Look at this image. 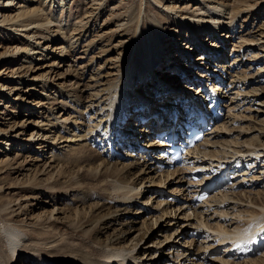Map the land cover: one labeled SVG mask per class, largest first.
Returning <instances> with one entry per match:
<instances>
[{
    "label": "rangeland",
    "instance_id": "obj_1",
    "mask_svg": "<svg viewBox=\"0 0 264 264\" xmlns=\"http://www.w3.org/2000/svg\"><path fill=\"white\" fill-rule=\"evenodd\" d=\"M6 1L7 0H2L3 3L0 4V20L5 16L7 18L15 17L20 9L18 7L20 6V0H15L13 4L10 3L9 5H6ZM164 1L165 5L172 4L173 6L174 4L179 6L177 10H179L183 17L186 14L188 16L190 14L193 16L198 15V12L193 11V8L195 6L199 7L200 5H203L202 2L208 3V7H212L215 3H224L225 6L233 9L235 13L242 11L239 14L240 17L238 16V27L235 30L234 35L231 38L225 39L228 43L223 46L224 50L222 49L223 51L220 53V58L214 57L217 60H213L211 52L216 51L217 46H214V44L216 42L219 43L224 36L217 38L219 34L217 35L216 31H213V33L211 32L213 37L209 40L206 38L205 42H202L201 39H204L206 34H199L198 36L201 37L196 38V41L199 40L201 45L203 43L205 44L203 48L197 50L194 47L195 44L191 47L190 44L189 46L184 45V43L188 42L186 38L189 39L191 35L188 27H178L177 24H174V21H178V19L173 16H171V18L164 16V18L162 17L161 19L163 28L168 31L175 29L174 34L167 33L164 36L163 47L166 51H164L165 54L161 59L165 60V62H161V65H171L174 68L176 62L177 65H175V67L180 68L179 66L181 65L187 67L185 69L188 70V65H191V63L193 65L194 63V66L191 65L192 69L187 71V75L190 76L192 74L195 77L197 76L195 73L196 71H204L207 75H205L201 81L202 85L199 86V89H197L198 91H194L195 85L190 87V89L194 88L193 91L196 95L200 93L201 89H204V91H211V85L217 83L218 72L221 67L223 68L224 66V70H226L223 73L222 71L219 73L223 74L222 82L224 85L226 81V89H224L225 93L221 96L224 98V116L223 119L215 125V127H221L219 130L220 135L216 137H214L213 134L209 135L207 145H205L206 147L201 146L199 154L193 155V161L200 158V156L203 157V154L206 152L207 154H216L220 157L228 156L229 158H232L230 162L237 160L234 162L236 164L239 162L240 168L236 169L238 170V173L231 183H227L223 188L213 191L207 199L198 201L195 208L188 209L187 207L190 204V193L193 194V191L197 188L195 186L199 184L195 183L199 182V180H194V182H192L197 174L191 178L190 174L192 172H190V168L187 165L186 167L189 168V172L179 168L178 170L182 171V173L184 171V174L177 173L174 175L175 178L174 176L167 178V169L159 172L157 169H154L156 167L147 165L145 172L149 171L148 169H151L152 171L149 173L154 176L153 180H156L155 182L159 181L161 176L165 175V187L156 188L170 194L169 196L175 197L174 199H170L167 198L168 196L165 197V195H163L161 200H168L172 203H177L179 206L184 205L186 213L183 214L184 211H182V208L179 212L173 211L171 214H165L160 218L162 210L157 211V209H155V207L158 206L157 203L160 198H157V194H153L152 191L156 190H153V187L148 185L151 183L149 182L150 180L146 179L143 182L145 185H138L140 188L136 191H143V193L133 199L131 206L126 207L125 205L120 209L114 205L115 202L110 203L114 211L116 209L118 210L113 214L115 222L110 224V226L103 228L99 236L106 239L108 236L116 234V232L129 230L130 232L127 233L128 235L126 236L127 241L125 243H119L118 246H124L125 249H130L128 250L129 254L134 253L144 256L143 258L138 259L139 262H143V264H152L153 261L157 264H227L225 263L226 260L228 264H264V251L253 257L252 260H250L251 258L249 259V257L246 259L243 254L239 252L237 253L238 250H235L236 247L230 248L231 251L227 250L226 247L232 243V239L218 245L220 234L217 235V232L215 231V229L221 228L232 231L237 224H241V227H244L246 222H249L254 218L250 217L252 210H256L257 212L263 211L260 203L264 202V153L260 155H252L251 153L244 154L238 153L237 151L244 148L253 149L258 143H264V0ZM34 2V6H38L39 8V14L42 15V19H40V21L34 20L27 29L30 32H35L33 42H41L40 44L45 48L48 45L47 41H50L51 32L56 35L63 32L59 22L48 24V21L51 20V16H53L58 4L52 2V0H33L29 4L26 2L25 7L21 9H30L34 7ZM69 2V7L67 6L64 9L58 19L60 18L62 20L68 16L70 23L77 22L79 17L85 18L84 21H86V18L89 17L88 12L97 9L95 14H97L98 18L95 20L96 24L92 29L94 31L92 38H94L95 34L98 32V35L104 37L102 38L99 36L96 38V49H98V51L102 48V45H109L110 47L116 46V43L119 42L118 40L123 37L120 36V34L116 35V21L113 16L125 19L127 14L126 11L129 8V5H131V2H133L139 9L140 23L142 20H145V23L147 22V24L150 25L151 18L156 15V12L150 11L149 7L155 5L151 0H69ZM196 2L198 3L197 5ZM194 3L195 6H193ZM262 6L263 8H261ZM113 13L114 15H112ZM232 15L233 14L230 13L225 15V17L227 16V22H229V19L231 18L230 16ZM38 23H43L45 25L39 26ZM5 25L10 27L12 26V22L7 21ZM17 27L18 28L15 29V32L14 30H5L0 34V187H2V190L0 191L3 192V199L0 201V204H2V206L0 205V218L3 221L0 220V222H4L5 220L10 222L15 214L18 212V214L21 213L19 217H15V220H18L17 223H19V225L22 224V226H26L25 229L27 230L28 235L24 237L26 239L24 242H27L28 244L38 243L42 249H49L51 248V243H49L50 240H56L55 238L57 236V238L62 239L66 236L65 233L68 232V228L72 227L73 222L71 221L74 218L75 209L77 207L78 210H88V207L93 205L96 201L98 202L101 198V196H99V187L102 185H96L93 189H90L91 191H89V193H97L98 195L95 194L94 196H89L90 198H88L86 202H83V204V199L81 198L83 195H80L81 197L79 195L76 196L70 189L66 194L64 192L61 196L57 194L58 192L61 193L64 191L59 190L60 188L66 187V190H68L67 186L69 184L71 185L77 181L82 182V177L84 176L81 175L84 173L94 174L93 171H89V169L92 168L89 159H92L95 151L90 138L88 140L83 139L82 137H77L80 132H83L84 128H80L81 130L78 129L79 131L73 130L74 121L77 122V125H81V121L83 120V117H80L82 111L79 113L75 107L66 104V101L63 100L61 96H58L54 101L52 94L57 92V87H63V89H73L75 87L86 88L83 85H79V83L84 82L87 83L85 85H91L92 81L88 72L83 76L84 80H80L82 79V70H85L84 68L87 62H85V58L78 59L77 55L79 54H74L75 56L73 57L71 56L72 53L70 55L65 54L62 61H60L59 57L58 59L56 58V52H50L46 58H43L42 55H39V52H35L37 50L35 49L34 54L28 56L26 50L29 49L27 47L29 43L27 42V36L24 35V33L29 32L22 31L21 26ZM12 29H14V26H12ZM66 30L68 34H71L73 31L69 27H67ZM180 34H182V36H180ZM176 38H178V42L180 39H183V41H180L177 44V41L174 40ZM122 39L126 41L127 37ZM213 42L215 43L213 44ZM221 43L223 44V42ZM54 44L56 43H50L49 46L53 48L55 47ZM207 46H210V48L206 51L207 48H204ZM112 47L107 54H111L110 56H116L117 50ZM177 47L180 48L179 50H185L183 51L184 54L182 56L184 57H182L183 59L181 63L178 62V59H175L176 56L179 55ZM186 49H188L189 53L186 52ZM209 50L212 51L209 52ZM215 53V55H217V51ZM185 54L189 55L187 56ZM201 55L203 56V60L199 59V56ZM33 56H36V61H33ZM95 65L96 68L103 66L100 59H96ZM129 67L130 66H127L124 71ZM4 68H7L8 70L4 71ZM156 68L157 67L154 66V69ZM169 68V70L172 69L171 67ZM194 69H196L195 72H193ZM107 70L111 71L112 69ZM158 70L160 76L165 79V83L174 81L176 84V81L180 80L177 79L178 75H170L169 73L171 71L166 68H158ZM180 76L183 75L181 74ZM19 77L20 81L17 80ZM33 77L34 79H32ZM245 79H247V82H245ZM7 80L8 82L5 83ZM203 82H206L205 87ZM43 83H47V89L43 88ZM153 84L152 81L149 85L154 86ZM206 86H210L211 89ZM223 87L224 86L222 85V88ZM182 88L183 86L179 89L181 90ZM222 88L221 86L217 87L221 94L223 93V90H221ZM10 91H12L11 95H9ZM189 93H191V91ZM64 104L65 108L63 109ZM27 107H31L29 111L27 110L28 112L26 111ZM49 108H51L55 114H58V119H54V115H50L51 112L48 110ZM30 111H32V114H30ZM66 117L69 120H65ZM128 122L129 121L124 123L125 126L122 128L123 131L130 126L127 125ZM51 123H55L53 124L54 126ZM130 129L132 130V127ZM37 131H39L37 137L38 135H43L44 132H46L45 135L48 134V138L50 137L51 139L54 137L53 140L51 139L56 145L53 150H45L40 147L42 146L41 141H44L45 137L40 136L39 138H33V132L35 135ZM14 134H18L20 137H26L25 140H22L23 144L28 143L29 138L32 137L33 139L30 138V142L35 143V145L31 148L29 144L25 146L21 145V147H19L17 145L18 140H16L17 142H13L8 146L7 141ZM125 134L129 136L128 131H125ZM153 138L158 139L156 136L149 135L146 142L143 141L144 143H142V141H140L143 145H138L140 146V150H137V152H140V154L144 152L145 150L143 147L151 148L152 151L155 146H148L151 144L150 140ZM124 142H126V145L120 146L121 143L112 141L110 147L113 150V154L122 158L120 160L130 161L131 158L124 153L129 145L127 139L126 141L124 140ZM146 144H148V146H146ZM95 147H98L97 150L100 151L98 143L95 144ZM257 147L259 148H257L258 150L263 149L260 145ZM132 151L134 150L132 149ZM232 153L235 154L232 155ZM81 154L84 155V157L86 156L85 160L80 164L75 165L76 159L74 160L73 158L79 155L82 156ZM138 155L139 154H136L135 157L140 158L141 156ZM231 155L233 157H231ZM242 157L243 159L241 160ZM209 158L211 157H207V162L210 165H218L216 164L217 162H211V160L217 161L218 159ZM256 158L259 159L257 160ZM226 161L227 160H223L221 163ZM234 162L232 167H235L236 165ZM244 162H248L249 164H243ZM68 168L69 170H72L71 174H65V170ZM100 169L101 167L98 169V174ZM136 171L137 170L134 169L132 173H135V175L138 174L141 177L147 176V174L145 175ZM231 172L232 171H230L229 175H231ZM210 173H212V171H210ZM199 175L202 176V174ZM181 176L184 177L182 178ZM36 181H38V184L33 186L34 189L31 191L30 189H27ZM52 181L55 182L54 184L56 185L55 189L50 190V188L46 187L47 184L50 185V182L52 183ZM226 181L224 183H226ZM190 184L193 185V187H191ZM179 189L183 190L180 191ZM51 191H54L53 195H50ZM57 195L60 197L58 198ZM149 195L152 196L149 198L147 205L138 208L137 206L139 205L134 204L139 202V199L145 201ZM10 196L11 199L16 198L20 199V201L22 200V206L19 211L17 209L16 212L12 213L13 216L7 214L10 212V209L2 208L4 206L6 207V205H3L4 199L8 200L10 199ZM223 198L225 199L224 202H220ZM77 200L80 201L77 202ZM85 206L88 207L86 208ZM3 217L4 219H2ZM123 219L124 222L122 221ZM155 219H158L157 223ZM153 221L155 222L154 224ZM201 221H203V223ZM260 228L261 231L264 230L263 227ZM45 229H53L51 235H46V237L51 238L39 241L37 239L39 238L38 234ZM259 231H255L257 232V236L258 234L260 235ZM23 232L26 234L25 231ZM199 232L202 234H192ZM203 232H207L213 235V237L211 239H206V235ZM168 234H171L172 238L166 240V235ZM216 236L218 239L215 238ZM160 241H163V244H161ZM234 251L236 252V255L244 257L245 260H235V257H231L230 252ZM190 252L194 255H190ZM206 253H211V256L208 257L207 261L206 259H203ZM25 254L26 253L23 252V255L17 258L18 256L16 253V262L13 264H48L45 261L44 263L38 260V257H32L31 260L29 257L28 259H25ZM44 258L49 259L47 255L44 256Z\"/></svg>",
    "mask_w": 264,
    "mask_h": 264
},
{
    "label": "bare ground",
    "instance_id": "obj_2",
    "mask_svg": "<svg viewBox=\"0 0 264 264\" xmlns=\"http://www.w3.org/2000/svg\"><path fill=\"white\" fill-rule=\"evenodd\" d=\"M14 1L15 0H7L6 5H9L10 3L13 4ZM32 1L33 0H20L19 1L20 6H18L20 9L16 13L15 17L7 18L5 16L3 17V19L0 20V34L3 33L2 31H5V30H14L15 32V29L18 28L17 26H21L22 31L29 32V33L23 32L24 35L27 36V42L29 43L27 46L29 49L26 50L28 56H31V54H34L35 49H37L35 52H39V55H42L43 58H46L48 53L50 52H53V53L56 52V55H57L56 58L58 59L59 57L60 61H62V58L65 54L70 55L71 53H72L71 54L72 57L75 56L76 54H79L77 55L78 59L79 58L86 59L85 62L87 63L84 68L85 70H82V73H81L82 79L80 80L83 81L84 80L83 76L86 75L88 72L90 75L91 81H92L91 85L90 84L85 85L87 83L82 82V83H79V85H83L86 88L75 87L73 89L72 88L63 89V87L61 88L57 87L56 89L57 92L56 93L54 92L52 95H53L54 101L55 99H57L58 96H61L63 100L66 101V102L64 101L66 104H69L75 107L76 110L79 111V113L80 111H82L81 116H80V117H83V120L81 121V125H77V122L73 120L74 121L73 130L77 131L78 129L81 130L80 128L82 129L84 128L83 132H80L77 135V137H80V138L82 137L83 139H88V140L90 138L91 142L94 145L95 153L92 159H89L91 167H92L91 169H89V171L90 170L93 171L94 174L84 173L83 175H81V176H84L82 177L83 178L82 182L77 181L75 183H72L71 185L67 184L68 190H66V187L60 188L59 190H64V191H62L61 193L58 192L57 194L61 196L64 194V192L66 194V192L69 191L70 189L71 191L75 193L76 196L83 195V197L80 196L83 199L82 200V204H83V202H86V200L90 198L89 196H94L95 194H97V193H89V191H91L90 189H93V187L96 185H99V186L102 185L100 187L98 186L99 193H100L99 196H101V198L98 200V202L96 201L97 203L95 202L93 205L90 204L91 205V206L89 205L90 207L85 206L86 208L87 207L89 208L88 210H83V211L82 209L78 210V207H77L75 209L74 218L71 221L73 222L72 227L68 228L67 230L68 232L65 233L66 236H64L62 239L57 238L58 237L57 236L56 238L54 237L56 240L54 239L53 241L50 240L49 243H51V246H50L51 248L49 249H42L38 243L28 244L27 242H24L26 241L24 237L28 235L27 230L25 229L26 226H22V224L19 225V223H17L18 220H15V217H19L21 213L18 214L19 213L18 212L17 214H15L14 218H12L10 222H8V220H5L4 222H0V264L15 263L16 262L15 254L17 253V256H18L17 258H19L21 255H23V252L26 253L24 255L25 259L26 258L28 259L29 257L31 260L32 257H38V260H40L41 262L45 261L48 264H127V263L128 264H143V262H139L138 259H141L144 256H140L139 254L137 255L134 253L129 254L128 250L130 249H125L124 246H118L119 243H123V242L125 243L127 241L126 236L128 235L127 233L130 232L129 230L128 231L125 230L122 232H116V234H113L112 236H108L106 239L105 238L103 239L102 237L99 236L103 228H106L110 226V224L115 222V218L113 214L118 210L116 209L114 211L110 203L115 202L114 205H116V207L120 209L124 207L125 205L126 207L131 206L133 199L139 196L141 193H143V191L136 192L140 188L138 187V185L141 184V186H143L144 184L143 182L146 179H148L150 180L149 182L151 183L148 185L152 186L153 190H156V191H152L153 194H157V198H160L157 203L158 206L155 207L157 211L162 210V214L160 215V218H162L165 214L166 215L171 214L173 211L179 212V210L182 208H183L182 211H184L183 214H185L186 211H185L184 205L179 206L177 205V203H172L171 201H168V200H163V201L161 200V198L163 197L162 195L163 191L159 190L156 187L163 188V186L165 185V180H166L164 179L165 175L161 176L159 181L155 182L156 180L155 181L153 180L154 176L149 173L152 170L148 169L149 171L145 172V168L147 165L156 167V165L159 164L160 166V163H159L160 160L162 158L167 159L164 155L161 156L162 149L164 147V143L166 142V140L164 138L161 140L153 138L152 140H150L151 144H149V146L148 144H146V146L148 147L155 146L152 151H151V148H146L145 151L142 152L141 154L140 152H137V150H140L139 148L140 146L135 145V143L137 142V140L135 139L138 138V140L142 141V143H144L143 141L146 142L148 139V136L150 135L149 132L151 130L147 127L146 123L145 124L140 123V128L136 127L137 125L135 123L136 118L145 115L144 105L145 107L147 106V109H151V110L154 109L153 106L155 105V103L156 104L165 103V105L173 104L177 107L181 105H184L185 107H190L193 102L192 98L195 95V92L192 94L189 93L190 91L191 92L193 91V89L191 90L190 87L192 85H195L196 89H198L199 86L202 85L201 81L203 80L205 75H207L205 74L204 71L195 72L196 69H194L193 72L196 73L197 78L192 74L188 76L187 71H190L192 69V66L195 65L194 63L193 65L191 63L192 66L188 65V70L185 69L187 67L181 66V65L179 66V64L178 66L180 68L175 67V65H177L176 62L174 64V68L171 65L170 66L161 65V62L163 61L165 62V60L161 59V57L165 54L164 51H166V49L163 47L164 36L167 33L174 34V30H175L174 29V30L168 31L167 29L163 28L161 19L162 17L164 18V16H167L169 18L173 16L178 19V21H174V24H177L178 27H182V26L188 27L191 32L190 33L191 35L189 39L186 38L188 40L187 42L188 44L184 43V45L189 46L190 44V47H191L192 45L195 44L194 47L197 50L200 48H203L205 44L203 43L201 45L199 43V40L196 41V38L201 37V36H198L199 34L201 35L206 34L204 39H201L202 42H205L206 38H208L209 40L211 37H213V35H211V32L213 33V31H216L217 35L219 34L217 38L218 37L221 38L222 36H224L221 41L219 40L220 41L219 43L213 42V44L215 43L214 46H217V49H216L217 55H215L216 51L209 50V52L210 51L213 52V53L211 52V56H213V60H214L215 58H220V53H222V51L224 50L223 46L226 43H228L226 42L225 39L231 38L234 35L235 30L238 27V18L240 17L239 14L242 11H240L239 13H235L233 9L229 8L228 6H225L224 3H221V4L215 3L212 7L211 6L208 7V3L202 2L203 5H200L199 7L195 6V3L193 4V6H195L193 8V11L198 12V15H195L196 17L191 14L189 16L186 14L183 17L181 13L179 12V10H177L179 6L174 5V4L173 6L172 4L165 5L164 0H151V2L155 4L154 5L155 7L151 6L149 8H150V11L156 12V15L151 18L150 25H148L147 22L145 23V20H142V22L140 23L139 9L136 7V5L133 2H131V5H129V8L126 11L127 14H126L125 19H120V17L116 18L115 16H113L114 20L116 21L115 23V29L117 30L116 35L120 34V36H123L122 38L127 37V39L125 41L121 38L120 40H118L119 42L116 43V46L114 47L111 46L114 49L116 48L117 55L110 56L111 54H107L109 52V49H111L109 45H107L108 46L107 47V46L100 44L102 45V48H100L99 51L98 49H96V41H97L96 38H98L99 36H101L102 38L104 37L102 35H98L99 34L98 32L95 34L94 38H92L94 35V31L92 29L94 28L96 24L95 20H97L98 18L97 14H95L97 9H94L93 11L88 12L89 17L86 18V21H84L85 18L79 17L78 21L75 23L72 22L73 23L72 24L69 22L70 20L68 19V16L62 20L60 18L58 19V17L61 16L64 9L67 6L69 7V3H70L69 0H54V1L52 0V2H55L58 5L56 7V10L53 13V16H51V20H49L50 22L48 21V24L53 23V22H59L61 26V30L63 32L59 35H56L51 32L50 41H47L48 45L45 48L43 47L42 44H40L41 42H36V41L33 42L35 38V32L34 33L30 32L27 28L28 26H30L31 23H33L34 20L40 21V19H42V15L39 14L38 6H34L35 2L33 3L34 7L32 8L21 9L25 7L26 2H28L27 4H29ZM90 1H93V0H90ZM2 3H3L2 0H0V4ZM197 4L198 3L196 2V5ZM261 8H263V6ZM228 13L233 14L232 16H230L231 18L229 19V22H227L228 20L226 21L227 16L225 17V15H227ZM112 15H114V13ZM7 21L12 22V26H14V29H12V26L8 27L7 25H5ZM38 25L44 26L45 24L38 23ZM67 27L73 30L71 34H68L66 30ZM178 31L181 32L180 30ZM180 36H182V34H180ZM174 40L177 41L178 38ZM180 41H183V39H180ZM179 42L177 41L176 43L178 44ZM221 42H223V44ZM50 43H56L54 44L55 47L53 48L50 47L49 46ZM54 48L56 49V51ZM209 48L210 46H207L204 49H206L207 51ZM177 49L179 50L180 48L177 47ZM188 49H186L187 53H189ZM183 51L185 50L183 49L179 50V55H177L175 58L176 60L178 59V62L180 63L183 59L182 57H184L182 56L184 54ZM185 55L188 56L189 54H185ZM201 56H199V59L203 60V56L202 57ZM32 58H33V61H36V56H33ZM96 59H100L102 61L103 66H99L98 68H96V65H95ZM127 66H130V67L127 70H125L127 71L125 72L124 69H126ZM154 66H156L157 68L154 69ZM169 67H171L172 69L169 70L170 69ZM158 68H166L167 70L171 71L169 73L170 75H174V76L178 75L177 79H180L181 81L180 80L176 81V84L174 81L165 83L164 82L165 79H163L160 76ZM107 69H110V70L112 69V70L108 71ZM224 69L225 67L223 66V68L221 67L220 71H222L223 73L224 71H226ZM7 70H8L7 68L6 69L4 68V71H7ZM220 71L218 72L217 83L215 85L214 84L211 85L212 90L204 91L206 92V95H207L206 97L211 99L210 101H208L210 102L211 106L213 105L214 101L216 103L219 102L218 99L216 98L217 95L220 96V95H224L225 93L224 91V89H226L225 80H224L225 85L224 83H222L224 87L222 88L221 86L222 88L221 90H223L222 94H220L219 91L215 89V87L219 86L220 82H222L223 74L222 73L219 74ZM181 74L183 76H180ZM32 79H34V77ZM17 80L20 81V77ZM152 81L154 83L153 84L154 86L149 85L150 82ZM7 82L8 80L5 81V83ZM197 82H199L200 84H197ZM245 82H247V79H245ZM205 83L203 82L204 87L206 85ZM182 86L184 89L182 88L183 90L182 89L180 90L179 88ZM43 88L47 89V83H43ZM11 93L12 91H10L9 95H11ZM186 95H187V99H190V100H188L186 104L185 102L183 104H179L181 100L180 98L178 99V97H182L181 99H186L185 97ZM202 96H203V93L202 95L198 94L196 97H194V99L198 97L200 99V97ZM171 100H173L172 103L170 102ZM176 100H178V103L175 102ZM196 101L200 102L201 100L197 99ZM204 102L205 101H202L203 104H205ZM208 102H206L205 106H207ZM221 103L219 104L220 106L219 110L220 108L222 109V107L224 106V105L221 106ZM63 106H64L63 107L64 109L65 104ZM208 108L209 106L206 107V109ZM30 109L31 107H27L26 111L27 110L29 111ZM48 110L51 112L50 115H54V119L59 118L58 114L57 113L55 114V112L52 111L51 108H49ZM30 112L29 113L32 114V111ZM220 112L222 111L220 110ZM65 120H69V119L66 117ZM127 121H129L127 125L131 124V126H129L128 129L125 130L128 132L130 131L129 136L126 135L125 131L122 130L123 126H125L124 123H126ZM217 121H219L218 117H216L215 115H211L210 120H209L211 124V129H210L211 131H209V134L210 135L213 134L214 137L220 135L219 130L221 129V127L220 128L218 126L215 127ZM131 127H132V130L130 129ZM145 129H147V132L145 131ZM164 129L166 128L159 130L158 133H160ZM143 131H145V133ZM38 133L39 131H37L36 134L34 135V132H33V138H39L40 136L45 137V140L41 141L42 146L40 147H42L45 150L46 149L53 150L56 145L55 143H53V141H51V139L53 140L54 137L51 139L50 137L48 138V134L45 135L46 132H44L43 135H38L37 137ZM151 135L153 134L151 133ZM153 136H156V135H153ZM30 138H29L28 143L23 144L22 140H25L26 137H20L18 134L17 135L14 134L7 141V144L8 146H10L11 143L17 142L16 140H18L17 145L19 147H21V145L25 146L29 144L31 148L35 145V143L30 142ZM126 139H128L127 143L129 144V146L126 151L124 150L125 151L124 153L125 155L131 158L130 161L120 160L122 158H120L116 154H113V150L110 147V144H112V141H117V143H121L124 140L126 141ZM130 140H132L133 142H131ZM97 143L100 146V151L97 150L98 147H95V144ZM142 145L143 144H141V146ZM205 145H207V140H205V142L198 144L196 148L194 149V151L191 152L190 154L191 155L199 154L201 146H205ZM258 145L262 146L264 149V143H261V144L258 143L253 149L244 148L237 152L244 153V154L251 153L252 155L253 154L254 155L263 154L264 153L263 149L258 150L259 149L257 147ZM134 146H137V147H134ZM132 149L134 151H132ZM235 153H232V155H234ZM136 154H139L138 156H141V157L140 158L135 157ZM203 155H204L203 157L199 155L200 158L194 161H192V159H189L188 162L184 163L185 166L188 165V167L190 168V172H192L190 174L191 178L194 177V175L196 174L197 175L202 174V180H200V183L197 186L198 187L197 190L195 189L193 194L190 193L191 194L190 199H189L190 204L187 207L188 209H192L196 207L197 203L196 202L194 203L192 198H195V196H197L202 191L201 187L205 184L207 178L216 176L219 173L220 175L218 176L220 177V180L217 181V187L215 189L218 190V189L223 188L224 179L226 178V176L229 175L232 164L234 162V161L230 162L232 158H229L228 156L220 157V156H217L216 154H211V155L209 153L207 154L206 152ZM232 155L231 157H233ZM85 157L84 155L82 156L79 155V156L74 157L73 159L74 160L76 159L75 160L76 164L75 163L74 164L75 165L80 164L83 160H85ZM207 157H211L209 159H212V158L218 159L217 161L211 160V162H217L216 164L218 165L209 166L210 164L207 162L208 161ZM223 160L224 161L227 160V161L221 163V161ZM99 167H101V169L98 174ZM134 169L137 170L136 172H139L145 175L147 174V176L141 177L138 174L135 175V173H132ZM154 169H157V168H154ZM178 169L179 167L175 168V170L173 169L172 171L166 170L168 172L166 174L167 178L170 176H174L177 173L184 174V171L182 173V171ZM211 170H212V173H210ZM71 171L72 170L71 169L69 170L68 168L65 170V174L67 173L71 174L72 173ZM159 171L162 172L163 169H160ZM54 183L55 182L53 181L52 183L50 182V185L47 184L46 188H50V190L55 189L56 184ZM35 184H38V181L32 183L30 187L27 189H30L31 191L32 189H34L33 186ZM0 190H2V187H0ZM179 190L182 191L183 189H179ZM53 192L51 191L50 195H53ZM2 195H3V192L0 191V201L3 199ZM58 195L57 197L59 198L60 196ZM164 195L165 197L166 196L169 197L170 194L164 193ZM151 196L152 195H149V197H147L145 201L139 199L138 200L139 202H136L134 204L139 205L137 206L138 208L139 207L142 208L143 206L147 205L148 200ZM80 200H77V202H79ZM224 200L225 199L223 198L220 200V202H224ZM260 204L262 205L263 211L261 212H257L256 210H252V212L250 211L252 213L250 217L251 218L254 217V218L251 221L246 222L244 224V227H241V224H237L234 227V230L232 231H229V229L228 230L222 229L221 227H220L221 229H215V231L217 232V235L220 234L219 239L217 238V236L215 237L218 239V245H221L223 244V242L232 239V243L228 245V247H226L227 250L231 251L230 248L232 247L235 248L236 244L240 243L241 248L235 249V250H238L237 253L239 252L243 254L244 257H249V259L251 258L250 260H252L254 257L253 253H255V250L258 249V251H260V244L263 240V235H264V230L262 231L260 230L261 229L260 227H263L264 229V202ZM0 205L2 206V204ZM3 205H6V207L4 206L2 208H7L8 210L10 209V212L8 213L5 212V213L12 215V213L17 211V209L19 211L20 207L22 206V200L20 201V199H16V198L11 199V196H10V199L8 200L4 199ZM2 219H4V217ZM122 221L124 222V219ZM157 221L158 219L156 220V223ZM201 222L203 223V221ZM154 223L155 222L153 221V224ZM53 229L52 230H48V229L42 230L38 234L39 235L38 237L40 239L39 238L37 239L39 241L50 239L51 237H46V235H51L53 232ZM256 230L258 231L260 230L259 231L260 235L258 234L257 236L256 234L251 238V240L254 239L253 243L251 244L242 243V242H246V239H247L246 236L249 237V234H254ZM23 231H25L26 234ZM203 233L206 235V239H211L213 237V235L207 232H203ZM198 234L200 235L202 233L199 232V233H196L195 235H198ZM166 236H167L166 240H169L172 238L171 234L170 235L168 234ZM160 242L161 244H163V241H160ZM203 248H207V247H203ZM246 249H249V250H246ZM124 252H127V253H124ZM192 252H190L191 253L190 255L193 256L194 254ZM46 255L49 257V259L44 258V256ZM209 256H211V253H206L203 259H206L207 261ZM225 263L228 264L227 260L225 261ZM152 264H157V263L153 261Z\"/></svg>",
    "mask_w": 264,
    "mask_h": 264
},
{
    "label": "snow or ice",
    "instance_id": "obj_3",
    "mask_svg": "<svg viewBox=\"0 0 264 264\" xmlns=\"http://www.w3.org/2000/svg\"><path fill=\"white\" fill-rule=\"evenodd\" d=\"M242 243H245V244H251V243H253V241H252V240H248V241H246V242H242ZM236 248H237V249H240V248H241V244H240V243L236 244ZM246 250H249V249H246Z\"/></svg>",
    "mask_w": 264,
    "mask_h": 264
}]
</instances>
